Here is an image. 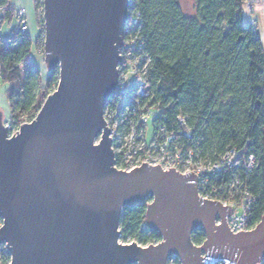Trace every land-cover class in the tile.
Segmentation results:
<instances>
[{"label":"water","instance_id":"water-1","mask_svg":"<svg viewBox=\"0 0 264 264\" xmlns=\"http://www.w3.org/2000/svg\"><path fill=\"white\" fill-rule=\"evenodd\" d=\"M41 9L43 60L58 69L56 87L10 137L0 110V244L9 264L263 261L264 212L232 233L231 208L199 197L193 172L113 166L103 107L117 83L128 0H42ZM146 199L145 223L161 240L120 242L122 209ZM198 228L200 245L191 240Z\"/></svg>","mask_w":264,"mask_h":264},{"label":"trees","instance_id":"trees-1","mask_svg":"<svg viewBox=\"0 0 264 264\" xmlns=\"http://www.w3.org/2000/svg\"><path fill=\"white\" fill-rule=\"evenodd\" d=\"M246 1L128 0V11L136 10L141 17L138 40L148 57L150 104L161 114L159 120L166 117L162 121L175 132L178 147L209 160L234 150L235 169L246 155L253 156L251 169L237 173L253 196L247 221L254 226L264 212V49L258 30L244 18ZM33 2L40 41L42 0ZM12 13L8 0H0V20ZM31 45L29 35L19 28L0 39V83L8 84L7 115L13 128L34 118L58 80L53 67L43 83L30 59ZM178 115L184 117L185 127L178 125ZM187 130L190 137L184 135ZM231 171L222 176L223 183ZM146 203L122 209L120 241L146 245L161 240L145 223ZM203 239L200 228L192 232L193 243ZM6 258L1 249L0 259Z\"/></svg>","mask_w":264,"mask_h":264},{"label":"built area","instance_id":"built-area-1","mask_svg":"<svg viewBox=\"0 0 264 264\" xmlns=\"http://www.w3.org/2000/svg\"><path fill=\"white\" fill-rule=\"evenodd\" d=\"M16 14L19 18L18 28L26 31L24 8L17 9ZM141 25L139 12L134 10L129 13L128 11L122 44L119 48L117 83L114 93L103 107V118L109 130L114 156L113 166L128 171L139 166L141 162H145L147 165L158 164L162 169L173 167L181 174L191 171L196 176L199 197L216 200L221 205L231 208L230 214L225 216V221L232 233L251 229L253 226H249L247 219L253 196L248 192L240 177L253 166V156L246 155L240 164V169H235L236 151L234 150H228L216 160H209L202 157L198 151L194 153L190 148L182 150L178 147L180 141L175 132L167 130L162 121L166 117L162 116L159 120L161 114L157 115L154 112V106L150 104L149 80L145 75L148 57L143 53L141 39L138 40ZM40 40H43V33ZM129 75H132L133 82L128 80ZM125 85L129 88L126 89ZM152 115H154L151 122L152 133L150 138L146 139L145 127ZM176 120L180 127H185L183 116L178 115ZM2 124L6 126L8 137L18 131L19 127H11L8 115H3ZM184 135L190 137L189 131H185ZM237 170L241 174H238ZM227 171H231L230 178L223 183L222 176ZM219 222V219L215 220L216 224ZM202 241L194 244L200 245ZM1 249L6 250L7 258L4 262L0 259V264H9L10 255L4 243L0 244ZM201 254L204 256L205 252ZM166 264L182 263L172 255L167 259ZM203 264L235 263L228 258L205 255ZM258 264H264V260Z\"/></svg>","mask_w":264,"mask_h":264},{"label":"crops","instance_id":"crops-1","mask_svg":"<svg viewBox=\"0 0 264 264\" xmlns=\"http://www.w3.org/2000/svg\"><path fill=\"white\" fill-rule=\"evenodd\" d=\"M252 2H257L258 0H250ZM10 7L13 10L11 17L7 20L8 24L12 23V20L15 18L16 24L11 28L7 29L4 34H0V39H6L14 30L18 29L19 25V18L17 17L16 10L19 8H24V18L26 22V33L29 35L31 39V48L36 47L39 42L40 36V28L37 24V12L34 8L33 0H8ZM254 5V18L260 21L262 19L261 13V4ZM245 18V17H244ZM1 21V20H0ZM6 35V36H5ZM38 47V46H37ZM35 62V61H34ZM36 63V62H35ZM37 64V63H36ZM38 66V65H37ZM8 88L7 83H0V110L2 111L3 115H7V102H6V90Z\"/></svg>","mask_w":264,"mask_h":264},{"label":"rangeland","instance_id":"rangeland-1","mask_svg":"<svg viewBox=\"0 0 264 264\" xmlns=\"http://www.w3.org/2000/svg\"><path fill=\"white\" fill-rule=\"evenodd\" d=\"M253 3H255V2H252L250 0H247L244 3V5H243L244 17H245L247 22H251L255 26V28L258 30V32L260 34V37H261V43H262V46H263V49H264V0H258L256 2L257 4H261V10L260 11L262 13L261 17H262L263 21H260V20L257 21V19L254 18V14L255 13H254V5H253ZM40 10H42V9H40ZM41 16H42V14H41ZM15 24H16L15 18L12 20L11 24H8L7 20L0 21V34H4L7 31V29H11ZM40 41L37 44L38 47L36 46V47H32L31 48L30 59L37 63V65H38V67H39V69L41 71L42 81L44 83L49 69L47 68V66H46V64H45V62L43 60V50H42V47H40V45H39ZM41 42L43 43V40ZM128 80L133 82L132 75H129ZM125 88L128 89L129 86L127 87V85H125ZM153 117H154V115H152L149 118V120H148V122L146 124V127H145L146 139H149L150 136H151V133H152L151 122H152ZM96 140L97 139H95V141ZM145 201L148 202L149 199H146ZM127 242H130V240H128Z\"/></svg>","mask_w":264,"mask_h":264}]
</instances>
